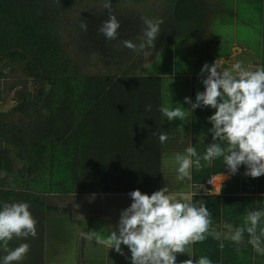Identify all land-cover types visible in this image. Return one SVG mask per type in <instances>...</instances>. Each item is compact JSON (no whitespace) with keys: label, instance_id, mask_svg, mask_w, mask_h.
Wrapping results in <instances>:
<instances>
[{"label":"trees","instance_id":"obj_1","mask_svg":"<svg viewBox=\"0 0 264 264\" xmlns=\"http://www.w3.org/2000/svg\"><path fill=\"white\" fill-rule=\"evenodd\" d=\"M88 1L92 5L87 0H0V88L13 78L9 90L16 98L10 111L0 112V201H27L37 221L35 237L8 242L10 248L25 241L30 246L23 260L13 264H47L49 256L77 247L80 232H96L93 218H77V209L64 195L96 197L135 189L151 194L166 185L165 147L172 138L192 135L199 153L212 142L207 117L214 109L192 112L181 105L189 114L169 122L159 107L183 103L185 96L194 100L203 90L199 70L227 53L219 41L224 26L238 22L234 5L241 16L252 10L251 19L243 21L257 38L245 42L264 66V0H214L221 6L212 0H160L156 7L145 4L149 0H111L110 8L106 0ZM110 13L121 26L116 39L106 40L98 28ZM145 18L162 21L155 48L125 47L126 39L142 42ZM203 37L209 38L208 53L181 56L184 46L194 47ZM169 47L176 54L168 56L169 65L146 71L147 62L154 63L156 54ZM202 49L198 46L196 52ZM8 114L22 115L27 123L17 126ZM165 131L168 138L162 144L158 137ZM244 170L241 166L236 175L230 174L216 194L207 181L228 174L223 158L191 169L187 181L199 189L194 201L209 208L210 227L221 231L224 223L242 226L248 210L264 209V175L252 178ZM183 182L174 180L169 186L182 192L187 189ZM248 238L245 232L240 244L224 240L221 249L220 241L209 235L193 243L194 260L207 256L213 264H252Z\"/></svg>","mask_w":264,"mask_h":264},{"label":"clouds","instance_id":"obj_2","mask_svg":"<svg viewBox=\"0 0 264 264\" xmlns=\"http://www.w3.org/2000/svg\"><path fill=\"white\" fill-rule=\"evenodd\" d=\"M105 7H111V0H106ZM161 22L145 18L142 42L137 45L126 39L123 45L133 50L155 48ZM120 26L116 15L110 13L100 23L98 31L106 40H113L118 37ZM81 27L86 31L88 25L82 21ZM198 75L203 90L195 93L194 100L185 96L183 103L177 101L170 106L165 102L159 107L169 122L183 120L189 114L181 105L190 106L192 112L205 107L215 110L207 117L211 124L207 131L211 133L212 142L203 152L199 153L195 146L188 144L182 152L175 153L176 180L190 179L193 167L200 169L220 157L228 174L236 175L244 166L245 176L264 175V66L245 67L237 61L229 68H222L215 60L211 65L203 64ZM146 110H151L150 104L146 105ZM158 138L165 143L167 132H161ZM217 141L224 142V146ZM129 196L131 203L121 210L118 223L111 231L106 236L96 232L91 235L98 243L125 255L131 264H213L207 256L192 259L186 246L210 235L220 241L222 249L224 240L240 244L245 232L249 236L247 243L257 255H264V227H260L264 222V209H250L243 217L242 226L224 223V230L219 231L210 227L211 212L206 204L194 202L189 192L174 194L165 185L151 194L135 189ZM36 225L27 201H0V249L6 253L0 255V264L23 260L29 243L21 242L10 248L8 242L14 237H35ZM122 245L130 251V257ZM178 253H187L189 258L178 260Z\"/></svg>","mask_w":264,"mask_h":264},{"label":"rangeland","instance_id":"obj_3","mask_svg":"<svg viewBox=\"0 0 264 264\" xmlns=\"http://www.w3.org/2000/svg\"><path fill=\"white\" fill-rule=\"evenodd\" d=\"M214 0H212L213 2ZM216 1V0H215ZM215 1L213 2L214 4ZM220 1V0H219ZM87 3L92 5L91 1L87 0ZM145 4H150L151 6H159L160 5V0H149V2ZM221 6L220 2L217 1V4ZM235 6V5H234ZM234 20L236 21L234 24L230 25L227 24L224 26L222 29V35L220 38V47L221 50H226L228 49L227 53L224 55L220 56V58L216 59L217 62L221 65L222 68H229L233 63L240 61L243 63L245 67L251 66L255 67L257 65L261 66L260 62V56L257 51L254 50L252 45H248L245 42V39H253L257 38V33L253 31V28L251 27H246V25H249L247 22H244L243 20L245 19H251L250 17V12L252 11L251 8H248L250 12H248V16H241L239 14V10L237 7H234ZM139 9H142V7H138ZM223 9L230 10L226 5H224ZM245 15V13H243ZM253 15V14H252ZM244 18V19H243ZM242 21V22H241ZM192 41V40H191ZM193 44L197 43V41L193 40ZM209 41L208 37H203L199 39L198 44L196 46H192V44H187L186 46L183 47V54L181 56L183 57H192L196 53L200 54L202 53L205 55L208 53L207 51V43ZM67 42V38H66ZM255 45V44H254ZM198 46L200 49H202L200 52L198 51ZM255 47H257L255 45ZM167 54V59L163 60V55L161 54ZM157 58L154 63L147 62V66H145V70L149 71V69H153L157 66H167L169 65V55L171 56H176V54L173 52L172 54V48L169 47L168 49L165 50V52L162 53H157ZM259 56V57H258ZM152 60V58H146V61ZM215 61V60H214ZM213 61V62H214ZM174 63V61H173ZM83 65L88 66L89 64H85L82 62ZM14 79H9L7 81H4L2 83V86L0 88L1 95L3 97L2 100H0V112L6 113L7 111H10V109L16 104V98L15 94L13 91H10L9 88L12 86ZM172 103H175L176 101L172 99ZM13 123H15L17 126L23 125L27 123V118L22 116V115H6ZM176 135H180L175 133ZM183 134V133H181ZM191 137L192 135L189 136L188 134L183 137V136H175L174 138L171 139V142L168 146L165 147V171L166 175L164 177V183L168 188H171L174 185H170L169 183H172V181L176 180V173H175V161H174V155L177 152H182L183 149L188 145L191 144ZM214 184H218V176H214ZM184 184L185 183H190L191 180L187 181V178L183 180ZM182 188L186 187V185L183 186ZM164 184V185H165ZM175 184V183H174ZM189 186V185H188ZM175 187V186H174ZM93 198H96L95 200ZM59 199V198H58ZM70 200L68 203L70 206H74L75 209H77V218L80 217H87V218H93V221L91 222V226L93 231H96L97 233H102L103 230L107 231V228H110L108 225H116L119 220L120 212L122 209L126 208L129 206L131 203V198L129 194H103L100 196H83V195H74V197L70 196ZM98 200V201H97ZM79 227H81V224H79ZM81 246V245H80ZM80 250V249H79ZM82 250V249H81ZM80 250V251H81ZM183 255V254H182ZM181 255V257H182ZM67 256L66 254L63 255H58L57 257H51L49 256L45 263L48 264H66ZM67 264H75V263H67Z\"/></svg>","mask_w":264,"mask_h":264},{"label":"crops","instance_id":"obj_4","mask_svg":"<svg viewBox=\"0 0 264 264\" xmlns=\"http://www.w3.org/2000/svg\"><path fill=\"white\" fill-rule=\"evenodd\" d=\"M220 174L219 175V179L218 184L213 187V192L212 193H216L219 194L221 192V185L222 182L228 180L230 178V174ZM218 176V175H217ZM226 176V178H225ZM185 185L187 186V189H184L182 192H189L192 194V197L195 193L199 192V189L196 190L195 186L193 183H185ZM189 185V186H188ZM169 191L171 193L174 194H179V191L176 190H172L169 189ZM194 201V198H193ZM195 202V201H194ZM110 228H107L108 230L105 231L103 230L102 233H99L101 236H106L112 229V226L114 225H108ZM224 229H221V231H223ZM81 245V246H80ZM192 244L186 246V250H190L193 257L192 259H194V252L192 251ZM124 248V252L125 254L130 257L131 253L130 251L127 249L126 246H123ZM81 251H80V250ZM251 254L253 253L252 257H251V261L252 264H264V255H257V253L255 252V250L253 248L251 249H247ZM64 254H66L67 256V263H75V264H131L129 259H126L125 255H121L117 252H115L114 250H111L110 248H108L107 246H105L102 243H98L96 238L94 236L91 235V232H80L79 234V242H78V246L71 249L69 251V253L65 252ZM183 254V255H182ZM63 255V253L61 254ZM182 255V257H181ZM241 255V254H240ZM242 256V255H241ZM188 254L187 253H178L177 254V259L178 260H184V259H188ZM240 258V256H239ZM238 260V258H237ZM66 263V264H67ZM48 264V263H47Z\"/></svg>","mask_w":264,"mask_h":264},{"label":"flooded vegetation","instance_id":"obj_5","mask_svg":"<svg viewBox=\"0 0 264 264\" xmlns=\"http://www.w3.org/2000/svg\"><path fill=\"white\" fill-rule=\"evenodd\" d=\"M71 197H74V195H72ZM58 198H59V199H58ZM60 198H61V197H56V198H54V200L58 201V200H60ZM63 199H64V200L66 199L67 203H68L69 201H71L69 195H64V196H63ZM73 207H74V206H73Z\"/></svg>","mask_w":264,"mask_h":264},{"label":"built area","instance_id":"obj_6","mask_svg":"<svg viewBox=\"0 0 264 264\" xmlns=\"http://www.w3.org/2000/svg\"><path fill=\"white\" fill-rule=\"evenodd\" d=\"M214 177H212L211 179H209L207 182L209 183V184H214V179H213Z\"/></svg>","mask_w":264,"mask_h":264}]
</instances>
